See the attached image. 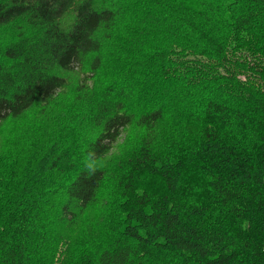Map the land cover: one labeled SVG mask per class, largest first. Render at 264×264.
<instances>
[{"label":"trees","instance_id":"trees-1","mask_svg":"<svg viewBox=\"0 0 264 264\" xmlns=\"http://www.w3.org/2000/svg\"><path fill=\"white\" fill-rule=\"evenodd\" d=\"M0 264H264V0H0Z\"/></svg>","mask_w":264,"mask_h":264},{"label":"clouds","instance_id":"clouds-1","mask_svg":"<svg viewBox=\"0 0 264 264\" xmlns=\"http://www.w3.org/2000/svg\"><path fill=\"white\" fill-rule=\"evenodd\" d=\"M84 165V170L87 173V177H91L96 174L100 165L98 163L97 154L94 150L87 153L85 156Z\"/></svg>","mask_w":264,"mask_h":264}]
</instances>
